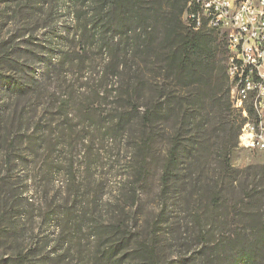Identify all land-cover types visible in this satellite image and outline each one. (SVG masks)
Here are the masks:
<instances>
[{"label": "rangeland", "instance_id": "1", "mask_svg": "<svg viewBox=\"0 0 264 264\" xmlns=\"http://www.w3.org/2000/svg\"><path fill=\"white\" fill-rule=\"evenodd\" d=\"M81 2L0 0V264H146L141 241L160 264H233L229 245L241 235L257 246L255 264H264V151L233 147L217 123L208 131V79L202 81L201 110L179 131L181 149L192 142L193 151L181 155L179 179L163 193V165L180 120L164 113L148 146L137 125L111 127L126 103L110 94V76L100 79L105 55L94 41L85 53L79 48ZM219 49L214 101L225 110L219 69H226V48ZM145 75L150 97L154 75ZM198 87H177L164 99L185 106ZM239 113L232 107L234 124ZM224 147L231 149L228 175ZM209 195L219 197L214 209ZM109 204L115 208L106 210ZM116 227L112 236L100 230ZM112 238L124 248L101 258Z\"/></svg>", "mask_w": 264, "mask_h": 264}, {"label": "trees", "instance_id": "2", "mask_svg": "<svg viewBox=\"0 0 264 264\" xmlns=\"http://www.w3.org/2000/svg\"><path fill=\"white\" fill-rule=\"evenodd\" d=\"M187 1L82 0L84 11L77 19L75 31V38L78 40L81 52L85 53L90 46L89 42L93 40L94 46L105 55L106 69L101 73L100 79L110 76L112 87L110 94L126 103L123 110H116L112 128L130 130L137 125L141 132L142 145L148 146L156 136V129L164 113L171 117L175 115L180 120L176 122L179 126L171 139L163 165L161 175L163 193L169 189L171 182L177 183L179 179L177 165L181 161V155H190L193 151L192 142H188V145L181 149L179 131L187 126L191 119H196V111L199 114L201 110L202 102L205 101V96L202 94V81L208 79V110L204 109V114L208 115V131L210 123H217L221 127L220 137L231 140L234 147L237 144L240 127L246 119L239 112L240 123L234 124L231 119L232 106L224 66L219 71L227 85L226 109L216 108L214 59L220 50V45L225 48V38L214 30L208 28L194 30L184 23L182 15ZM146 69L154 75V83L149 89L150 97H146L144 91ZM156 73L162 75L167 82L164 84L157 81ZM194 84L200 86L197 88V96L187 100L185 106L182 104L175 106L168 101L169 98L164 99L165 93L169 92L173 98L178 92L177 87L186 88ZM99 92L101 96L105 94L98 88L96 94ZM248 114L251 115L249 107ZM196 123H199L202 128V120ZM224 148L223 172L228 175L233 171L229 160L227 161L231 149ZM143 160L146 158L143 157ZM209 182L208 180V193L211 192ZM218 205L219 197L209 195L208 206L214 209ZM244 206L248 207L246 204ZM109 207L113 209L115 205L109 204L106 210L110 209ZM252 208L255 209V205ZM69 210L72 209L69 208ZM119 228L111 229L110 232L100 230L102 234L112 236ZM211 235L212 231L208 230V236ZM242 237L241 235L239 241L237 238L233 240L234 246L229 245L230 250H234L236 255L233 264H255L258 257L254 249L257 246L255 247L253 240L248 243ZM121 243L112 238L104 251L100 253L103 255L101 258L116 256L124 248V246L121 247ZM139 245L138 251H145L146 264H160L152 260V248L146 247L143 241ZM142 245L145 247L142 248Z\"/></svg>", "mask_w": 264, "mask_h": 264}, {"label": "built area", "instance_id": "3", "mask_svg": "<svg viewBox=\"0 0 264 264\" xmlns=\"http://www.w3.org/2000/svg\"><path fill=\"white\" fill-rule=\"evenodd\" d=\"M183 18L225 38L229 100L246 118L237 144L264 151V0H188Z\"/></svg>", "mask_w": 264, "mask_h": 264}]
</instances>
